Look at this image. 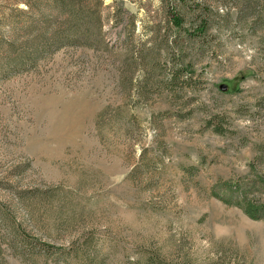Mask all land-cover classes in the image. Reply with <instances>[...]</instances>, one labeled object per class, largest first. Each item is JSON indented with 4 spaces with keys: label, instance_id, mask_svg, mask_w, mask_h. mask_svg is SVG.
I'll return each instance as SVG.
<instances>
[{
    "label": "rangeland",
    "instance_id": "374dc122",
    "mask_svg": "<svg viewBox=\"0 0 264 264\" xmlns=\"http://www.w3.org/2000/svg\"><path fill=\"white\" fill-rule=\"evenodd\" d=\"M31 1L0 0V264H264V219L212 195L264 202V0H105V44L13 67Z\"/></svg>",
    "mask_w": 264,
    "mask_h": 264
},
{
    "label": "trees",
    "instance_id": "16d2710c",
    "mask_svg": "<svg viewBox=\"0 0 264 264\" xmlns=\"http://www.w3.org/2000/svg\"><path fill=\"white\" fill-rule=\"evenodd\" d=\"M27 10L33 9L31 0H24ZM182 8L189 5L186 0H178ZM42 0H34V25H30V33L34 41V49L27 50L24 55L20 53L8 60L13 67L24 62H36L47 54H51L61 48L69 46L98 47L105 44L102 33V10L105 9V0H47V11L41 8ZM114 6V12L110 13L115 18L125 19L131 27L134 20L124 7L113 0L110 4ZM169 22L178 30L184 29V12L175 5L168 7ZM199 31L206 30L205 21L196 26ZM195 29V30H196ZM130 38L128 31L123 40L127 42ZM153 58H151L152 60ZM188 68V67H186ZM187 69H183L185 72ZM178 77V72L174 75ZM227 91V90H226ZM236 92V89L231 90ZM230 91V92H231ZM252 180L255 185L264 188V177L254 175ZM247 188V185H245ZM241 182L235 185H225V189L214 186L212 195L232 206L241 207L252 219H264V202H255L247 197V192Z\"/></svg>",
    "mask_w": 264,
    "mask_h": 264
},
{
    "label": "water",
    "instance_id": "95a60500",
    "mask_svg": "<svg viewBox=\"0 0 264 264\" xmlns=\"http://www.w3.org/2000/svg\"><path fill=\"white\" fill-rule=\"evenodd\" d=\"M220 89H221L222 91H226V90H228V84H226V83H222V84L220 85Z\"/></svg>",
    "mask_w": 264,
    "mask_h": 264
}]
</instances>
